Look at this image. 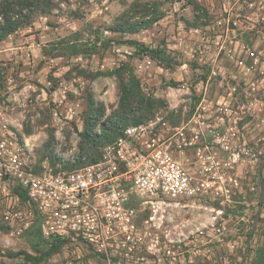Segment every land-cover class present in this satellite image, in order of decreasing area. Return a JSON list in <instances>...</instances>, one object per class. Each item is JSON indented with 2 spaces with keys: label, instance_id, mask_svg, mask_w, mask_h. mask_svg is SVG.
<instances>
[{
  "label": "rangeland",
  "instance_id": "1",
  "mask_svg": "<svg viewBox=\"0 0 264 264\" xmlns=\"http://www.w3.org/2000/svg\"><path fill=\"white\" fill-rule=\"evenodd\" d=\"M60 4V9L35 15L30 24L0 42V102L15 130L29 139L32 164L38 167L47 159L51 165L77 166L83 117L89 111L87 97L92 95L94 105L102 107L101 120L116 110L120 91L118 78L110 71L125 62L124 82L134 75L146 96L162 101L148 119L159 114L172 126H188L200 113L205 123L189 122L191 126L225 137L199 136L178 153L195 182L208 183L207 191L168 205L159 226L151 221L142 224L141 218L145 245L134 241L136 248L119 255L116 263L264 264V165L259 174L264 162V0H61ZM145 16L160 18L135 33L110 30L123 20ZM130 39L164 48L173 63L164 67L137 54L127 43ZM241 44L259 54L251 71L236 65L238 56L246 64L251 61L239 53ZM132 108L139 110L138 103ZM50 134L54 141L49 153L45 143ZM222 142L227 148L220 146ZM7 204L0 202V264L114 263V259L108 263L105 255L73 246H61L39 262L27 260L23 253L14 255L38 253L29 245L30 228L10 234L2 217ZM143 213L148 216L149 207Z\"/></svg>",
  "mask_w": 264,
  "mask_h": 264
},
{
  "label": "built area",
  "instance_id": "2",
  "mask_svg": "<svg viewBox=\"0 0 264 264\" xmlns=\"http://www.w3.org/2000/svg\"><path fill=\"white\" fill-rule=\"evenodd\" d=\"M239 53L251 61L246 64L238 56L236 65L251 71L259 61L258 52L241 44ZM200 117L204 114L193 115L189 122L204 124ZM189 122L172 126L156 114L124 126L117 138L98 147L94 162L71 167L68 162L51 165L45 159L35 167L29 139L15 130L0 102V202L8 203L2 217L10 234H21L36 224L45 239L91 250L105 255L108 263L114 259L113 264H119V255H128L135 243L145 245L141 218L142 224L151 221L159 226L168 205L207 191L208 183L195 182L178 153L199 136H225L196 130ZM93 131L99 133V125ZM220 146L227 148L224 142ZM146 207L148 216L143 213Z\"/></svg>",
  "mask_w": 264,
  "mask_h": 264
},
{
  "label": "trees",
  "instance_id": "3",
  "mask_svg": "<svg viewBox=\"0 0 264 264\" xmlns=\"http://www.w3.org/2000/svg\"><path fill=\"white\" fill-rule=\"evenodd\" d=\"M60 3L61 0H0V42L19 28L30 24L32 17L35 15L46 16L51 13L53 9H60ZM197 8L198 7L194 8L195 20L197 19ZM145 17L147 18L142 20H123L116 26L111 27L110 30L114 32L135 33L140 28L147 27L160 18V16ZM189 25L195 26L190 23ZM127 43L135 48L137 54H146L150 58L158 61V63L164 67H168L173 63L172 58L164 48L147 47L133 39L127 40ZM124 66H126V63L121 62L118 67L110 71L111 74L118 78L120 96L118 108L109 116L104 120H101L103 115L102 107L94 105L92 95L89 94L87 97L89 111L83 117V128L80 132V152L76 158L77 166L82 163L96 161L98 159V147L100 145L117 138L121 134V130L124 126L138 124L148 119L151 110H153L155 106H158V102L162 103L159 98L146 96L140 87L139 80L134 75L129 76L127 82H124V79L122 78V68H124ZM135 102L138 103L139 110L132 108V104ZM135 111H137L138 114H136L137 112ZM98 125L100 127V132L95 133L93 130ZM53 141L54 136L53 134H50L45 143V148L48 149V152ZM49 155L50 158L53 159L52 154ZM82 156H84V159H82ZM21 196H24V194H21ZM28 239L30 241L29 245L36 253H38V256L28 252H15L14 255H20V253H23L27 260L34 262H39L46 256L57 252L62 243L57 240L43 238L36 224L29 229Z\"/></svg>",
  "mask_w": 264,
  "mask_h": 264
},
{
  "label": "water",
  "instance_id": "4",
  "mask_svg": "<svg viewBox=\"0 0 264 264\" xmlns=\"http://www.w3.org/2000/svg\"><path fill=\"white\" fill-rule=\"evenodd\" d=\"M263 165H264V162L260 165L259 174H261V168L263 167ZM261 181L263 182L262 179H261ZM262 198H263V195L260 196V202H261ZM259 209H260V204H259L258 211L256 212L255 217H254V221H253V224H252V230H251V234H250V236H249V239H250V237L252 236V232H253V230H254V228H255V224H256L257 219H258V217H259ZM248 242H249V240H248ZM248 242H247V246H248Z\"/></svg>",
  "mask_w": 264,
  "mask_h": 264
},
{
  "label": "crops",
  "instance_id": "5",
  "mask_svg": "<svg viewBox=\"0 0 264 264\" xmlns=\"http://www.w3.org/2000/svg\"><path fill=\"white\" fill-rule=\"evenodd\" d=\"M61 264V263H60Z\"/></svg>",
  "mask_w": 264,
  "mask_h": 264
}]
</instances>
